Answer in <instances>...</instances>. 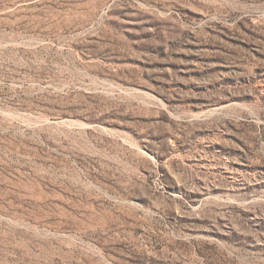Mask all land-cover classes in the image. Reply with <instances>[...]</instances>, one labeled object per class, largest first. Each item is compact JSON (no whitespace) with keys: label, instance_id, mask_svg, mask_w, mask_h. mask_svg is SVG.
I'll list each match as a JSON object with an SVG mask.
<instances>
[{"label":"rangeland","instance_id":"rangeland-1","mask_svg":"<svg viewBox=\"0 0 264 264\" xmlns=\"http://www.w3.org/2000/svg\"><path fill=\"white\" fill-rule=\"evenodd\" d=\"M0 264H264V0H0Z\"/></svg>","mask_w":264,"mask_h":264}]
</instances>
